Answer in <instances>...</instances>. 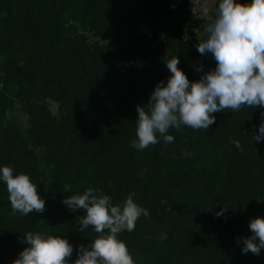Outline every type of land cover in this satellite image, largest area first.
<instances>
[{
  "label": "trees",
  "instance_id": "1",
  "mask_svg": "<svg viewBox=\"0 0 264 264\" xmlns=\"http://www.w3.org/2000/svg\"><path fill=\"white\" fill-rule=\"evenodd\" d=\"M185 4L0 0V169L29 175L45 200L42 213L13 214L0 178V264L29 247L28 232L66 239L72 264L99 234L81 232L85 210L63 201L88 189L121 208L134 193L149 211L117 237L135 264H264V249L242 253L240 240L251 219L264 218V140L252 139L264 108L225 109L207 130L170 127L172 143L157 134L155 145L132 147L136 108L147 110L157 83L166 85L171 58L189 82L216 67L197 51L209 22L194 47L178 43ZM140 26L151 39L136 34Z\"/></svg>",
  "mask_w": 264,
  "mask_h": 264
},
{
  "label": "clouds",
  "instance_id": "2",
  "mask_svg": "<svg viewBox=\"0 0 264 264\" xmlns=\"http://www.w3.org/2000/svg\"><path fill=\"white\" fill-rule=\"evenodd\" d=\"M206 31L207 39L197 45V51L201 55L211 53L215 69L206 72L198 81L189 82L178 68L179 59L171 58L166 63L171 73L166 85L157 83L147 110L142 105L136 108L138 139L132 141V147L143 150L155 145L157 134L165 143H172L174 137L167 135L170 127L180 130L183 125L207 130L215 123L213 114L225 109L236 112L243 106L264 108V0H251L248 4L221 0L216 18ZM252 139L264 140V121ZM232 143L240 148L238 140ZM0 174L13 214L19 212L27 216L32 212H44L45 200L29 175L14 176L10 166L0 169ZM134 195L127 196L122 208L112 206L110 196L97 195L92 189L63 201L72 212L85 210L84 217L76 218L81 232L92 226L99 234L90 244V250L83 246L78 248V258L72 264H135L127 245L117 238L124 230L132 232L141 215L149 216L147 209L134 202ZM223 211L216 215L221 216ZM248 227L252 234L240 238L244 245L242 253L259 255L264 249V218L251 219ZM23 242L29 247L13 264H69L73 253L72 245L59 236L45 237L28 232Z\"/></svg>",
  "mask_w": 264,
  "mask_h": 264
},
{
  "label": "built area",
  "instance_id": "3",
  "mask_svg": "<svg viewBox=\"0 0 264 264\" xmlns=\"http://www.w3.org/2000/svg\"><path fill=\"white\" fill-rule=\"evenodd\" d=\"M202 0H186L185 17L186 21L178 33V43L184 48L194 47L201 38V27L205 22L211 23L214 18L211 15H202L200 12ZM113 31H110L102 42L110 41ZM136 34L142 36L145 40L152 38L151 31L146 26H140Z\"/></svg>",
  "mask_w": 264,
  "mask_h": 264
},
{
  "label": "crops",
  "instance_id": "4",
  "mask_svg": "<svg viewBox=\"0 0 264 264\" xmlns=\"http://www.w3.org/2000/svg\"><path fill=\"white\" fill-rule=\"evenodd\" d=\"M180 0H172L173 6L176 5ZM221 2V0H202L201 6H200V12L202 15H211L214 19L216 18V14L218 11V5ZM236 3L241 4H248L251 3V0H234ZM179 21L184 22L186 21L185 13H179L178 17ZM204 24V23H203ZM202 24V27H203ZM201 27V28H202Z\"/></svg>",
  "mask_w": 264,
  "mask_h": 264
}]
</instances>
